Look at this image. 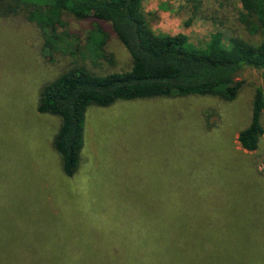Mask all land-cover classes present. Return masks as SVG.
I'll return each mask as SVG.
<instances>
[{
  "label": "rangeland",
  "instance_id": "1",
  "mask_svg": "<svg viewBox=\"0 0 264 264\" xmlns=\"http://www.w3.org/2000/svg\"><path fill=\"white\" fill-rule=\"evenodd\" d=\"M195 1L198 14L185 24ZM142 7L155 31H182L195 44L213 31L256 39L236 19L238 0H142ZM62 19L79 49L46 55L40 29L21 10L0 14L1 257L264 264V133L253 151L237 142L261 71L244 68L231 101L186 95L89 106L80 164L67 178L52 147L60 119L36 111L40 89L73 63L107 73L128 69L131 59L110 35L93 63L82 53L87 23L69 13ZM20 188L40 196L29 237L8 207L17 199L8 192Z\"/></svg>",
  "mask_w": 264,
  "mask_h": 264
},
{
  "label": "trees",
  "instance_id": "2",
  "mask_svg": "<svg viewBox=\"0 0 264 264\" xmlns=\"http://www.w3.org/2000/svg\"><path fill=\"white\" fill-rule=\"evenodd\" d=\"M238 1L236 19L255 41L237 33H231L225 40L221 31H213L195 44L182 31L157 32L146 18L142 0H0V4L5 3L0 8L2 16L21 10L28 21L38 26L46 55L79 49L78 34L61 29L65 26L63 15L69 13L76 21L87 23L82 53L93 63L103 55L110 35L118 39L130 56L128 69L107 73L73 63L40 89L36 111L60 119L52 147L60 157L62 175L72 178L79 167L89 106L108 107L118 100L186 95L231 101L243 84V80L236 78L246 67L260 70L263 83L254 90L250 120L238 131L237 142L246 151L255 150L264 133V0ZM197 11L195 1L185 24L190 23ZM8 193L17 198L15 203L8 204L13 218L18 220L17 228L23 236H31L35 228L31 221L33 200L40 196L36 198L33 191L24 188ZM3 195L0 193V243ZM89 261L91 264V258L77 255L3 258L0 246V264H89Z\"/></svg>",
  "mask_w": 264,
  "mask_h": 264
}]
</instances>
